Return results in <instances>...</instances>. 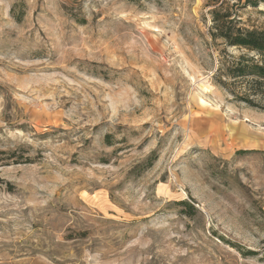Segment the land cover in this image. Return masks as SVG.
<instances>
[{
    "label": "rangeland",
    "instance_id": "rangeland-1",
    "mask_svg": "<svg viewBox=\"0 0 264 264\" xmlns=\"http://www.w3.org/2000/svg\"><path fill=\"white\" fill-rule=\"evenodd\" d=\"M214 1L0 0V264H264V101L213 83Z\"/></svg>",
    "mask_w": 264,
    "mask_h": 264
},
{
    "label": "trees",
    "instance_id": "trees-1",
    "mask_svg": "<svg viewBox=\"0 0 264 264\" xmlns=\"http://www.w3.org/2000/svg\"><path fill=\"white\" fill-rule=\"evenodd\" d=\"M259 5H264V0H215L209 11V37L220 39L226 48L239 51L238 55L227 51L222 53L213 83L253 108H262L261 101H264V26H246L238 10ZM246 151L238 150L237 153ZM11 156H15L13 151L0 149V166L8 164ZM177 204L186 207L183 212L186 215L195 210L189 201L179 200Z\"/></svg>",
    "mask_w": 264,
    "mask_h": 264
}]
</instances>
